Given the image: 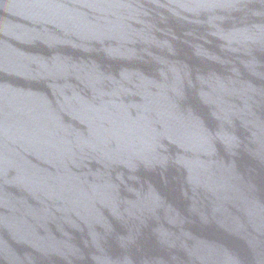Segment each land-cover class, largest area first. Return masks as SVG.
<instances>
[{"label": "water", "instance_id": "obj_1", "mask_svg": "<svg viewBox=\"0 0 264 264\" xmlns=\"http://www.w3.org/2000/svg\"><path fill=\"white\" fill-rule=\"evenodd\" d=\"M0 264H264V0H0Z\"/></svg>", "mask_w": 264, "mask_h": 264}]
</instances>
